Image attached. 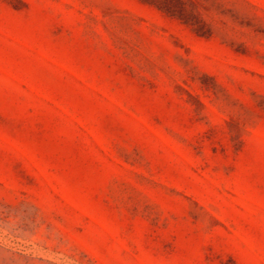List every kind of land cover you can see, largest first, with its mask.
Returning <instances> with one entry per match:
<instances>
[{
  "label": "rangeland",
  "instance_id": "rangeland-1",
  "mask_svg": "<svg viewBox=\"0 0 264 264\" xmlns=\"http://www.w3.org/2000/svg\"><path fill=\"white\" fill-rule=\"evenodd\" d=\"M0 0V264H264V0Z\"/></svg>",
  "mask_w": 264,
  "mask_h": 264
},
{
  "label": "trees",
  "instance_id": "trees-1",
  "mask_svg": "<svg viewBox=\"0 0 264 264\" xmlns=\"http://www.w3.org/2000/svg\"><path fill=\"white\" fill-rule=\"evenodd\" d=\"M142 2H146V3H149V4H154V5H157V7L163 11H165L166 13H169L171 15H174L172 14V12L166 7V6H160L158 4H156V2H154L153 0H140Z\"/></svg>",
  "mask_w": 264,
  "mask_h": 264
}]
</instances>
